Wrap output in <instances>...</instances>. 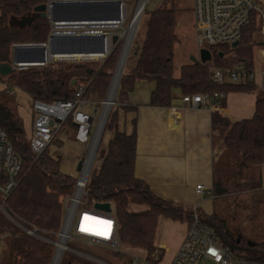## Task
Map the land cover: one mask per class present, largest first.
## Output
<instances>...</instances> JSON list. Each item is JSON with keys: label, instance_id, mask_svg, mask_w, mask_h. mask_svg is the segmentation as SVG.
<instances>
[{"label": "trees", "instance_id": "16d2710c", "mask_svg": "<svg viewBox=\"0 0 264 264\" xmlns=\"http://www.w3.org/2000/svg\"><path fill=\"white\" fill-rule=\"evenodd\" d=\"M49 1L0 0V62L12 60V44L15 42L47 41L52 26L49 18L37 16L24 26L12 22L34 14L35 6ZM173 2L163 0L155 8L143 11V15L147 16L145 37L141 44L136 43L130 53L135 56V62L129 71H123L116 103L105 125V133L110 131L113 135L106 149L100 152L98 165L93 166L87 183L88 204H113L121 243L146 250L147 264L159 263L164 255V250L156 244L160 216L191 222L194 210L193 207L184 208L160 198L144 180L135 175L137 132L135 128L131 133L120 129L119 112L121 109L136 110V106L128 103V96L136 82H154L149 104L160 107L172 105L175 91L193 94L256 91L257 88L253 81L218 83L212 78L209 63L198 60L184 64L180 75H174L178 21ZM257 27V17L252 14L236 45L211 47L216 64L231 67L242 60L251 63L257 43ZM119 44V41L113 44L103 62L52 60L42 66H29L16 69L6 76L0 75V82L5 83V89L0 91L18 88L26 92L32 101L53 103L73 98L77 89L84 86L83 98L98 105L107 96L118 61ZM220 101L222 105L225 104V98ZM68 120L74 123L72 116ZM0 126L7 131L9 142L21 159L17 185L5 200L4 209H0V236L7 238L8 246L4 264H51L55 247L52 241L57 238L65 215L64 200L73 192L77 178L62 170V157H54L48 150L49 146L36 157L30 145V135L25 131L18 111L17 114L13 113L1 102ZM211 126L213 139L221 140L223 146L221 155L214 162V182H221L228 191L225 194L215 192L211 215L203 213L200 207L197 208L198 213L203 222L216 228L219 238L234 253L237 248H244L248 255H238L264 262L263 200H257L261 207L260 213L253 215L255 225L251 241L242 235H234L230 231L229 219L216 209L217 198L233 195L238 199L244 192L254 197L260 195V167L264 164V91L257 94L253 117L232 121L215 110L211 116ZM135 205L145 208L135 210ZM22 225L37 227L39 235L27 234ZM131 261L120 251H114V259L105 262L130 264ZM82 264L91 263L85 261Z\"/></svg>", "mask_w": 264, "mask_h": 264}, {"label": "built area", "instance_id": "2783aa9c", "mask_svg": "<svg viewBox=\"0 0 264 264\" xmlns=\"http://www.w3.org/2000/svg\"><path fill=\"white\" fill-rule=\"evenodd\" d=\"M53 1L48 2L49 6ZM122 3L123 8L125 6L124 0H122ZM192 13L199 56L201 49H209L212 54L210 61L213 60L211 47L217 45L233 47L234 42L238 43L240 41L243 29L251 20V15L254 14L257 17L258 27L255 33L257 43L254 47L251 63L248 60H242L231 67L213 65L210 61L207 63H209L212 78L218 83L247 81L257 83L256 74L260 73L262 75L261 89L264 91V0H192ZM122 20L117 23L107 21L94 23L93 20L55 22L50 19L51 31L47 41L42 43H47L53 34L59 33H104L107 40L104 53L96 56L61 57L57 59L77 60L81 58L104 61L105 57L111 52L112 37L115 34L107 28L119 26ZM21 44L28 43H13V51ZM11 61L14 62L13 54ZM258 63L260 69L257 67ZM15 65L17 69L27 68L19 63H15ZM84 91L85 87L80 86L73 98L58 100L53 103H46L41 100L33 101L35 118L32 123L30 145L36 157L50 145L69 116H72L76 125V141L82 144L89 143L87 155L82 158L83 164L80 169V177L77 178L73 192L67 195L64 200L65 215L62 226L57 232V238L52 241L55 246L52 264H60L64 252L69 249L68 241L71 238L100 244L111 248L115 252L122 250L113 204L111 203V211L100 210L88 204L87 183L99 148L96 152H94L95 148L93 149L92 161H88L96 134L95 132L92 133L93 122L99 109L94 107L92 111H89L86 108L91 102L83 98ZM228 93L226 91L198 92L183 94L181 99L184 103L194 107L203 106L212 110H219L222 106L220 99L226 98ZM20 169L21 159L9 142L7 131L0 126V194L2 196L0 209H4L5 200L17 185ZM196 189L198 193H202L204 185L198 184ZM211 194L214 195V192H211ZM197 208L196 205L193 207L192 221L189 222L185 237L170 264H198L201 260H205L207 264H264L262 261L249 260L234 253L219 238L216 228L202 221ZM21 227L27 234L39 235V229L35 226L22 225ZM2 240V236H0V259ZM97 260L103 264L102 260ZM130 264L147 263L140 257L135 256Z\"/></svg>", "mask_w": 264, "mask_h": 264}, {"label": "crops", "instance_id": "0c3cea01", "mask_svg": "<svg viewBox=\"0 0 264 264\" xmlns=\"http://www.w3.org/2000/svg\"><path fill=\"white\" fill-rule=\"evenodd\" d=\"M255 84L256 91H230L225 98V104L218 111L232 121L253 117L257 94L263 91L258 83ZM154 86L153 81L138 80L128 96V103L136 106V110L121 109L119 112L120 129L131 133L135 128L137 132L135 175L144 180L160 198L180 204L184 208L196 205L203 213L211 215L214 211V195L211 192L215 194L214 162L223 151L222 141H215L212 136L211 116L215 110L184 103L181 99L183 93L180 91L174 92L171 106H152L149 101ZM22 92L30 104L31 97ZM32 113L31 109L18 106V114L29 135L35 118V114ZM73 126L75 134V123ZM107 134L108 145L113 133L109 131ZM73 156L74 161H78L79 154ZM260 176L259 197L263 200L264 213V164L260 167ZM198 184L204 185L202 193H198L196 189ZM136 206L142 208H134L135 210L145 208L143 205L134 207ZM188 226V220L160 216L156 244L164 250V255L157 264H170L173 261ZM135 249H139V255L133 257H140L145 261L146 250ZM102 262L107 264L103 260Z\"/></svg>", "mask_w": 264, "mask_h": 264}, {"label": "rangeland", "instance_id": "374dc122", "mask_svg": "<svg viewBox=\"0 0 264 264\" xmlns=\"http://www.w3.org/2000/svg\"><path fill=\"white\" fill-rule=\"evenodd\" d=\"M124 2H125V8H124V18L122 20V23L119 26L107 28L115 33H122L129 26L137 10L139 0H124ZM162 2L163 0H146L144 10L146 9L151 10L152 8H155L157 5L161 4ZM173 3L176 8V17L178 21L176 28L178 34V42H176L175 44V56H174V75L177 77L180 75L182 65L194 62L193 57L195 58L199 57V48L194 33L195 29L193 25L192 0H174ZM143 13L144 12H142L137 29H135L134 32L130 53L135 48L136 43L141 44L145 37L147 16L146 14L143 15ZM125 41H127V32L119 40L120 44H119L118 60L120 58ZM77 60L85 61L84 59L81 58ZM93 60L101 61L98 59H93ZM134 62H135V56L133 54L131 55L129 54L125 65L126 69L124 70L129 71L133 66ZM210 63L216 65L215 59L213 58V60L210 61ZM257 67L258 69H260L259 63ZM256 80L260 88L262 85V75L260 73L256 74ZM1 87H3L2 89H5L4 82H0V88ZM0 93H1L0 102L3 105L5 104L6 108L10 109L13 113L17 114L18 106L21 105V106H25L28 109H31L33 112L32 114H35L33 110V101L31 100L29 104L27 100L28 99L27 96L18 88H12L2 92L0 91ZM86 100L89 101L88 99ZM90 102L91 103L89 104V106L86 107L89 111H92L94 107H98L99 109L98 115L95 117L93 122L92 133H94L95 130H97L99 121L101 120L102 111H103V101L98 105L92 101ZM115 103L112 105V107L115 105ZM107 137L108 134L107 132L105 133V128H104L97 157L93 165L94 167L98 165V160H99L98 157L100 152L106 149L107 147ZM54 138L55 139H53L49 145L48 148L49 152L56 158L58 156L62 157L61 168L64 172L71 174L76 178H79L81 171L78 170V162L80 158L85 157L87 155V149L89 143L80 144L74 141L76 140L74 134V126L70 120L66 121V123H63V126L58 130ZM76 154H79L78 161H74L73 155ZM259 198H260L259 196L254 197L252 196V194L248 192H244L238 197V199L235 198L233 195H229L225 198L216 199L217 212L229 219L230 231L234 235L236 236L242 235L246 237L249 241H251L254 238L253 228L255 223L253 222V215L256 212L260 213L261 205L259 202H257ZM1 201H2V196L0 194V202ZM133 208L139 209L142 207L136 206ZM6 241L7 238L6 237L3 238L0 264H4L7 258L8 246ZM68 247L69 249H67L64 252L60 264H68V263L82 264L85 261H88L91 264H97L100 262H98L95 258L101 259L103 261L114 259V251L111 248L100 244L89 243L88 241L83 239H75V238L69 239ZM138 251L139 249L132 248L131 246L122 243V250L120 251V253L125 254L127 260L130 262L134 255H139ZM235 252L240 255H248L247 249L244 248H237ZM198 264H207V263L205 260H201Z\"/></svg>", "mask_w": 264, "mask_h": 264}, {"label": "water", "instance_id": "95a60500", "mask_svg": "<svg viewBox=\"0 0 264 264\" xmlns=\"http://www.w3.org/2000/svg\"><path fill=\"white\" fill-rule=\"evenodd\" d=\"M122 4H123L122 0H54L51 6H49L48 3H42L35 6L34 14L25 16L19 21H13L12 24L17 23L20 26H24L27 23L32 22V20L35 19L37 16L49 18L55 22L97 20V21H107V22L117 23L122 19L121 18V12L123 11ZM144 7L141 9V11L138 14L136 29L139 24ZM124 33L125 30L122 33H115L112 37V43L118 42L121 39V37L124 35ZM236 44L237 42H234L233 46ZM106 47H107V40H106V35L104 33H78V34L59 33V34H53L49 38L47 43H28V44L18 45L13 51V60L15 63H19L20 65L26 67L42 66L45 65L47 62H50L52 60H57L58 58L61 57H67V55H71V54H77V53L101 54L106 51ZM130 50L131 49L128 50V53L124 59V64L121 68V72L116 83L112 100L109 101L110 104L106 110V119L104 121L101 135L98 142L96 143L94 152H96L99 148L101 137L105 128V123L107 121L110 109L112 105L115 103L114 99L120 83V79L122 77L126 65V61L130 54ZM122 55H123V49L120 58L118 60L115 72L113 73V77L109 86L107 96L103 101L102 113L106 108L109 99V94L113 85V81L115 79L120 62L122 60ZM193 59L194 61L198 60L203 63H206L212 59V54L209 49H201L199 58L193 57ZM14 62L13 61L0 62V75L6 76L14 72L17 69V66L15 65ZM82 164H83V160L81 159L80 162L78 163V170L81 169ZM215 192L218 194H224L227 192V189L222 187L221 182H216ZM94 207L104 211L112 210L110 202H97L95 203Z\"/></svg>", "mask_w": 264, "mask_h": 264}, {"label": "bare ground", "instance_id": "6f19581e", "mask_svg": "<svg viewBox=\"0 0 264 264\" xmlns=\"http://www.w3.org/2000/svg\"><path fill=\"white\" fill-rule=\"evenodd\" d=\"M145 4H146V0H139L135 15L133 16V19H132L131 23L129 24V26L125 29V33L127 32V41H125V44H124L122 60L120 62L118 71H117L115 79L113 81V85H112V88H111V91H110V94H109V99H108L106 108H105L104 112L102 113L101 120H100L98 129L96 131V134H95V137H94V140H93V148H92V152L90 153L88 162L92 161V154H93V151H94L93 149L95 148L96 143L98 142V140L100 138L102 127H103L104 121L106 119V110H107V108L109 107V104H110L109 101L112 100V96L114 94L116 83H117L118 77L120 75L121 68H122V66L124 64V59H125V57H126V55L128 53V50L131 49V46H132V40H133L134 32H135V29H136V25H137L138 14L141 11V9L145 6ZM124 8H125V6H123V11L121 12V18L122 19L124 18ZM92 22L98 23V22H101V21L93 20ZM96 55H99V54H97V53H91V54L77 53V54L67 55V57H70V58L71 57H77L78 58V57H83V56H96Z\"/></svg>", "mask_w": 264, "mask_h": 264}, {"label": "snow or ice", "instance_id": "6c2138e0", "mask_svg": "<svg viewBox=\"0 0 264 264\" xmlns=\"http://www.w3.org/2000/svg\"><path fill=\"white\" fill-rule=\"evenodd\" d=\"M85 219L87 220L88 218L86 217ZM83 230H87V229H83Z\"/></svg>", "mask_w": 264, "mask_h": 264}]
</instances>
